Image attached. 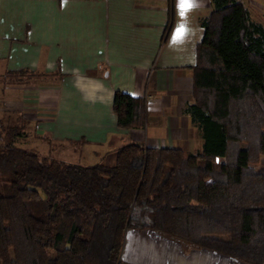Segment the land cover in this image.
I'll list each match as a JSON object with an SVG mask.
<instances>
[{"label": "trees", "instance_id": "1", "mask_svg": "<svg viewBox=\"0 0 264 264\" xmlns=\"http://www.w3.org/2000/svg\"><path fill=\"white\" fill-rule=\"evenodd\" d=\"M210 3L184 110L203 151L132 144L86 167L0 130V264H121L130 230L264 264V25L244 0ZM113 111L120 129H145L144 99L116 92Z\"/></svg>", "mask_w": 264, "mask_h": 264}, {"label": "crops", "instance_id": "2", "mask_svg": "<svg viewBox=\"0 0 264 264\" xmlns=\"http://www.w3.org/2000/svg\"><path fill=\"white\" fill-rule=\"evenodd\" d=\"M190 2L182 13L180 0H0V78L13 79L4 108H26L35 134L57 147L54 159L69 164L111 167L117 151L132 144L200 154L204 141L184 110L192 102L201 20L212 6ZM116 92L146 101L145 129L118 127ZM121 258L244 264L149 231H128Z\"/></svg>", "mask_w": 264, "mask_h": 264}, {"label": "rangeland", "instance_id": "3", "mask_svg": "<svg viewBox=\"0 0 264 264\" xmlns=\"http://www.w3.org/2000/svg\"><path fill=\"white\" fill-rule=\"evenodd\" d=\"M247 6L249 7L251 14L254 19L260 21L264 25V0H244ZM13 81V79H1L0 78V130H9L12 128H21L23 133L18 135L15 145L16 147L24 150L33 151L42 156L54 159L58 154L57 147H55L52 143L49 142L47 138H41L38 134H35L32 117L30 118L26 112V108L23 106L19 107V111H15V109H6L5 103V92L8 85ZM15 102L20 104L22 101L21 98H15ZM18 108V107H16ZM23 113H26V117ZM56 160V159H54ZM59 161V160H57ZM221 163V160L218 161ZM132 232V230H130ZM160 237V236H159ZM162 240H166L177 245H180L182 248L185 245L182 243H178L175 241H171L165 239L164 237H160ZM122 261V258L120 262Z\"/></svg>", "mask_w": 264, "mask_h": 264}, {"label": "snow or ice", "instance_id": "4", "mask_svg": "<svg viewBox=\"0 0 264 264\" xmlns=\"http://www.w3.org/2000/svg\"><path fill=\"white\" fill-rule=\"evenodd\" d=\"M190 7H192V4L190 0H180V8L181 12L183 13L184 11H187ZM183 30H179L177 35H182Z\"/></svg>", "mask_w": 264, "mask_h": 264}]
</instances>
